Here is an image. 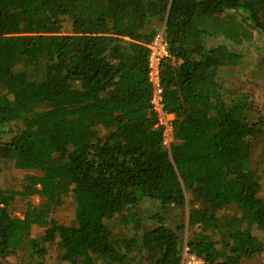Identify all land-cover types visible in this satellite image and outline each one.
<instances>
[{
  "label": "trees",
  "instance_id": "obj_1",
  "mask_svg": "<svg viewBox=\"0 0 264 264\" xmlns=\"http://www.w3.org/2000/svg\"><path fill=\"white\" fill-rule=\"evenodd\" d=\"M241 12L263 30L264 0H0V128H24L0 144V157L32 170L20 191L0 189V264L28 241L46 256L57 238L68 264H133L136 252H151L150 264H181L184 225L174 229L163 215L142 229L131 215L144 199L189 206L186 248L203 264H241L264 253V201L251 163L258 122L250 123L246 100L226 103L220 68L238 65V46L252 39ZM225 14L227 21L219 16ZM71 23L70 34L63 32ZM164 24L170 59L162 64L166 109L175 116L170 155L153 130L146 78L147 48ZM105 131L99 135L96 128ZM76 198L75 224L53 213ZM26 204L22 217L15 198ZM228 208L233 213L221 212ZM130 213L134 233L117 245L107 222ZM43 238H30L32 227ZM134 264H141L136 262Z\"/></svg>",
  "mask_w": 264,
  "mask_h": 264
},
{
  "label": "rangeland",
  "instance_id": "obj_2",
  "mask_svg": "<svg viewBox=\"0 0 264 264\" xmlns=\"http://www.w3.org/2000/svg\"><path fill=\"white\" fill-rule=\"evenodd\" d=\"M223 21H227L228 17L225 14L219 16ZM234 22H243L244 26L251 33L252 39L248 42L244 41L240 45L235 46L229 40L219 35L214 38H207L205 45L215 47L220 44L229 46L240 55L238 65L234 67L220 68L217 72V79L222 87L223 98L226 103L231 100H246L248 104V121L258 122L260 126L258 136L253 140V148L251 152V163L260 178V192L258 198L264 201V27L262 31L251 29L252 25L241 12H236L233 19ZM264 24V21H263ZM157 32L164 27L163 23L155 22L152 24ZM63 32L70 34L71 23L68 19L64 22ZM24 125L20 121H11L4 127L0 128V144H4L12 139L15 135L21 132ZM99 135H104L105 131L101 128H96ZM38 172L32 170H21L14 166L13 161L0 157V189L6 192L20 191L25 185V177L27 175H37ZM29 203L38 206L41 199L32 197L29 200L24 198H15L10 205V211L15 217H22L26 204ZM75 208L76 198L73 194H69L62 205L53 213L56 222L65 227H71L75 224ZM234 209L228 208L221 213L224 215L233 213ZM189 213L188 203L182 208L170 207L163 213L161 206L150 200H142L137 209L131 215L142 226V229H151L156 227L157 221L155 215H163L166 219V225L170 229H174L177 225H184L185 229L182 233V255L181 264H203L202 260L196 255H190L187 252L186 241L190 233L196 231V228L190 229L187 225V217ZM130 213L124 212L115 216L111 221L107 222L114 238L117 240V245L120 241L131 237L134 233L133 223L128 222ZM252 233L258 236L264 242V234L252 229ZM44 229L32 227L30 238L42 239ZM58 239L52 243H44L46 256L44 259L39 258L32 253L28 241L24 243L22 248L17 251H12L6 256L2 264H68L60 259L61 252L58 247ZM187 252V253H186ZM153 255L151 252H136L129 257L131 263L137 261L141 264H150L147 261ZM241 264H264V253L250 259H243Z\"/></svg>",
  "mask_w": 264,
  "mask_h": 264
},
{
  "label": "built area",
  "instance_id": "obj_3",
  "mask_svg": "<svg viewBox=\"0 0 264 264\" xmlns=\"http://www.w3.org/2000/svg\"><path fill=\"white\" fill-rule=\"evenodd\" d=\"M146 48V78L150 87L149 112L154 118L153 130L159 133L161 145L170 155L171 146L175 143V116L166 109L161 81L162 64L171 58L164 27L155 32Z\"/></svg>",
  "mask_w": 264,
  "mask_h": 264
}]
</instances>
